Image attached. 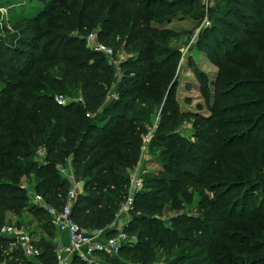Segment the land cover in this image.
<instances>
[{"label":"trees","instance_id":"1","mask_svg":"<svg viewBox=\"0 0 264 264\" xmlns=\"http://www.w3.org/2000/svg\"><path fill=\"white\" fill-rule=\"evenodd\" d=\"M34 1L40 4L30 10L35 11V15L28 17V13L23 16L17 13L18 26H33L28 36L23 33L18 45L0 39V64L6 66L11 78V81H4L8 86L0 96V226L9 221V214L21 215L24 208H29L37 220L45 221L44 230L49 239L41 238L37 242L42 255L33 261L21 251L8 253L11 239L0 236V264H58L54 243L56 229L44 209L30 206L21 182L27 179L34 193L60 209L67 202L70 191L68 180L60 172L68 160H72L77 178L83 182V192L72 207L73 220L85 231L114 225L117 220L114 205L127 202L130 174L139 164L142 142L136 122L139 115L146 113L143 108L151 109L152 98L142 88L146 79H151L152 44L160 36L143 19L151 1ZM191 2L176 0L173 4L167 3L164 9H190L193 8ZM221 10L222 13L215 16L217 27L210 36L209 32L204 35L209 36L208 46L228 56L232 52L231 45L222 51L212 36L228 39L226 33L240 28L242 21L257 20L264 14V0H225ZM97 24L104 29L100 37L102 42L114 48L125 42L129 53L139 55V72L142 73L137 78L127 79L126 86L123 84L120 89V100L112 104L108 103L107 89L115 80L114 68L103 55L89 50L83 39ZM74 32H79L83 38L72 37ZM228 41L230 39L225 40V44ZM261 82L251 90H258L264 98V82ZM58 96L81 100L59 105ZM88 113L95 116L87 117ZM162 115L155 138L165 144L164 171L159 176H149L143 191L134 198L124 228L132 241L117 257L106 258H111L113 263L122 259L132 264H155L162 261L161 251L168 263L185 264L186 256L179 253V234L183 233L187 235V248L191 249L192 243L196 252H208L203 259L206 263L201 264H225L213 257V248L217 240L224 237L223 231L228 226L227 211L228 219L241 216L247 223L264 220V137L241 142L244 157L234 152L246 157L247 161L233 165L237 171L228 174L233 183H229L231 192L226 196L236 194L235 191L239 195L232 197L229 203L211 202L204 193L215 191V187L210 188V183L206 186L207 180L219 171L220 160H225L226 154L217 147L216 164L209 163L210 159L202 154L204 147H211L202 139L204 136L200 138L202 143L195 145L177 135L169 137L166 130L173 122V113L168 104L162 108ZM214 121V131L208 124H200L198 132L208 131L214 144L219 146L221 126L218 119ZM256 131L257 128L253 130ZM40 149L46 151L45 165L36 161ZM190 189L198 194L197 204L203 216L191 218L187 214L172 221L176 225L168 228L161 219L164 210L194 204ZM27 226L17 224V228L28 231ZM195 228L198 236L190 234ZM115 234V231L108 232L109 237ZM254 247L264 254V237L261 241L255 240ZM254 247L233 249L232 262L264 264V257H251ZM71 264L86 263L74 258Z\"/></svg>","mask_w":264,"mask_h":264},{"label":"rangeland","instance_id":"2","mask_svg":"<svg viewBox=\"0 0 264 264\" xmlns=\"http://www.w3.org/2000/svg\"><path fill=\"white\" fill-rule=\"evenodd\" d=\"M147 1H151L152 4L148 6L149 9L143 19L149 28L159 32L160 36L155 38L154 44H152L154 52L151 53L149 60L152 65L151 79L147 78L142 87L152 98L149 104L151 109L143 108L146 113L139 115L136 122L142 146L139 164L131 174L136 171L137 176L141 177L146 186L149 176H159L164 171L165 144L162 140L159 142L155 135L163 116L162 108L168 104L173 113V122L166 130V133H170L169 137L177 135L189 142L188 144L195 145L202 143L200 138L204 136L202 139L206 140L211 147H204L202 154L210 159L209 163H214V165L216 164L217 147L226 154L225 160H220L219 171L215 172L210 180H207L206 186L210 183V188L214 186L215 191L207 190L204 196L208 197L211 202L214 200L216 203L228 202L232 197L239 195L238 191H235L236 194L226 196L231 192L229 183H233V178L228 174L231 171H237L233 165H239L241 160L247 161L246 157L243 158L244 151L240 150L241 142L264 137V106H262L264 98L258 94V90H251L253 86L256 87L257 84L262 83L261 81L264 82V14L261 15L263 18L259 16V20H254L251 23L244 20L240 28L226 33L230 39L226 44L225 40L228 39L224 40L220 35L212 36L220 44L222 51L229 44L231 45L229 47H232V52L226 56V54L217 53L212 46H208L206 40L212 34L213 28L217 27L216 17L222 13L221 5L225 4V0H190L193 3V8L169 10L164 9V6H167V3L173 4L176 0ZM38 5L40 4L34 0H0V39L7 44L18 45L17 41L20 37H24V35L27 37V32L33 26L30 24L18 26L17 22L20 20L17 18V13L22 16L28 13L27 16L32 17L36 12H30V10ZM103 31L102 25L97 24L96 28L84 38L79 32L72 33V37L85 39L87 48L93 51L88 43L89 36L93 35L98 42L113 51L111 56L103 52H96L103 55L115 71V80L107 89L108 103L112 104L120 100V89L123 84L124 87L126 86L127 79L137 78L142 72H139V55L129 53L124 47L125 42H122L119 48L108 46L100 38ZM206 32H209L207 38L204 35ZM13 57L17 58L14 55ZM5 67L0 64L1 97L8 86L4 81H11ZM248 93L251 94L247 95ZM64 99L68 103L81 100V98L74 99L68 96H64ZM215 113H218L217 117L214 116ZM88 114L92 118L95 116L91 113ZM215 119L219 120L218 124L221 126V131H218L220 133L219 146L214 144L211 139L212 134L208 135V131L198 132L201 130L200 124H208L211 131H214ZM256 128L257 131L253 132ZM234 152H240L243 157ZM36 161L40 165L47 163L42 157L39 161L36 158ZM61 169L73 174L76 183L82 184L81 189L83 190V182H79L72 160H68ZM60 172L70 184L67 175L62 170ZM21 183L22 186L27 187L25 190L31 203L30 206H33L32 200L37 195L36 192L34 193L29 188L27 179L22 180ZM71 186L72 184H70V188ZM223 186L225 188H220ZM189 191L193 194L194 204L191 206L181 205L174 210L166 207L164 210L161 219L168 228L172 229L176 225L172 221L187 214L191 215V218L203 216L201 206L197 204L198 194H194L192 189ZM130 192H137L131 190V183L128 187V193ZM117 204L116 202L114 205L117 215L114 225H121L127 221L123 210L125 204ZM236 210L240 212L239 209L236 208ZM228 216L229 212L227 211L228 226L223 231V239L217 240L213 248V257H216L221 263L236 264L230 258L233 249L237 247L240 250L247 249L254 247L255 240L261 241L264 237V220L259 221L258 219L253 223H247L241 216L236 219H228ZM17 224L28 225V231L37 239H49L47 231L44 230L45 221L37 220L29 208H24L21 215L9 214V221L4 223V225L15 227ZM190 234L198 236V229L195 228ZM179 235L181 239L179 253L186 256L184 263H206L203 259L208 252H204V250L196 252L197 249L192 243H190L191 249L187 248V235L183 233ZM56 237L55 234V239ZM254 249L251 257L263 259L264 254L258 252L257 248L254 247ZM159 255L163 256L162 261L155 264H174L168 263L166 255L161 251H159ZM100 260L102 264H132L122 259L118 263H113L111 258L102 257Z\"/></svg>","mask_w":264,"mask_h":264},{"label":"built area","instance_id":"3","mask_svg":"<svg viewBox=\"0 0 264 264\" xmlns=\"http://www.w3.org/2000/svg\"><path fill=\"white\" fill-rule=\"evenodd\" d=\"M88 43L91 45L90 48H92L94 52H103L110 56L113 54L110 48L98 42L93 35L89 36ZM56 101L59 105H66L68 103L63 96L57 97ZM87 116L89 117L90 115L88 114ZM45 155V149H40L37 153V160L39 161L41 157L45 159ZM61 170L67 175L70 184H72L68 193V200L64 206L57 209L46 203L44 198L40 195H36L32 200L35 207L45 210L50 217L52 225L58 232L67 234L69 241L68 245L56 249L58 264H71L74 258H79L86 264H102L100 260L102 257H117L122 248L132 241L124 228L129 220V212L133 206L135 194L143 190L144 181L141 177L137 176L136 171L131 174V190L137 192L128 193L127 202L123 209L125 211V218L127 219L124 224L117 226L112 225L107 229L85 231L72 218L74 201L78 198L79 194L83 192L81 189L82 184L76 183L73 174L64 169ZM23 189H27V187L23 186ZM113 231H115L116 234L109 237L108 232ZM0 236L11 239V243L7 250L8 253L13 254L17 251H21L27 259L33 261L38 260L42 255V251L37 245V242L33 240L30 233L25 228L3 225L0 226Z\"/></svg>","mask_w":264,"mask_h":264},{"label":"crops","instance_id":"4","mask_svg":"<svg viewBox=\"0 0 264 264\" xmlns=\"http://www.w3.org/2000/svg\"><path fill=\"white\" fill-rule=\"evenodd\" d=\"M117 226V225H116ZM29 232V231H28ZM57 235L54 243L56 244V247L59 248L61 246H67L69 241H68V237H67V234H63V233H60L56 230V233ZM31 235V234H30ZM33 238V240H35L36 242H39L40 239H37L35 238L34 236H31Z\"/></svg>","mask_w":264,"mask_h":264}]
</instances>
